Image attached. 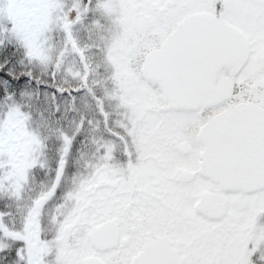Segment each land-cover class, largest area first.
<instances>
[{
  "label": "snow or ice",
  "instance_id": "1",
  "mask_svg": "<svg viewBox=\"0 0 264 264\" xmlns=\"http://www.w3.org/2000/svg\"><path fill=\"white\" fill-rule=\"evenodd\" d=\"M0 264H264V0H0Z\"/></svg>",
  "mask_w": 264,
  "mask_h": 264
}]
</instances>
